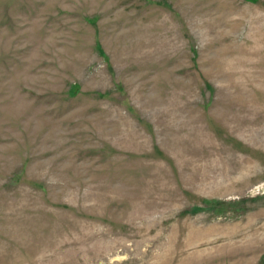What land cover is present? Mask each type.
<instances>
[{
    "label": "rangeland",
    "instance_id": "1",
    "mask_svg": "<svg viewBox=\"0 0 264 264\" xmlns=\"http://www.w3.org/2000/svg\"><path fill=\"white\" fill-rule=\"evenodd\" d=\"M0 264H264V0H0Z\"/></svg>",
    "mask_w": 264,
    "mask_h": 264
}]
</instances>
